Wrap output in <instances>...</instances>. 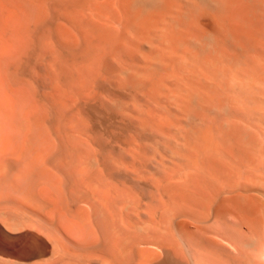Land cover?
Masks as SVG:
<instances>
[{
  "label": "bare ground",
  "instance_id": "1",
  "mask_svg": "<svg viewBox=\"0 0 264 264\" xmlns=\"http://www.w3.org/2000/svg\"><path fill=\"white\" fill-rule=\"evenodd\" d=\"M43 8L48 77L80 87L77 101L116 118L121 132L114 144L95 136L90 146L85 116L68 129L64 115L60 125L79 128L78 139L66 141L72 134L60 125L55 135L65 150L78 140L75 159L60 147L61 161L29 164L40 170L34 182L10 180L25 190L15 197L9 183L16 199L0 198V241L18 249L1 248L0 264H264V0H44ZM88 85L116 95L93 88L88 97ZM65 89L60 115L71 108Z\"/></svg>",
  "mask_w": 264,
  "mask_h": 264
},
{
  "label": "rangeland",
  "instance_id": "2",
  "mask_svg": "<svg viewBox=\"0 0 264 264\" xmlns=\"http://www.w3.org/2000/svg\"><path fill=\"white\" fill-rule=\"evenodd\" d=\"M28 1V2H27ZM0 0V50H2V52L0 51V111H3L1 112L0 114V135H3V136H0L1 139H0V146L3 142V137H5V134L9 137L5 138L4 140V145L0 147V193L3 192L1 200L2 199H5L7 198L8 194L9 196L10 195V189L8 188L10 185V180L11 182H13L12 178L13 179H17V183L15 181V183L19 186V184H23L26 185V181H28L29 177L33 178V179H29L31 180L30 182H34L35 178L37 177L38 179V175L40 173H38V171L40 170H35L37 169V167H35V162H38L37 165H39V163H45L46 166L48 165V163H46V161H50L52 159L56 160V162L58 161H61L62 157L64 156V153L61 152V153H58L62 150H65L66 148L63 147L64 145H61V144H64V143H61V141H59L60 139L63 141V138H60L59 140L56 139V135L57 136H62L63 137H66L70 134V139L67 138L66 141H69V142H72L73 140H75L76 138L78 139V136H74L75 134H77V131L80 132V127H83L82 128H86V129H82L83 132L86 131V132H82L84 135L83 136V139H89L87 142L86 140V143H90L91 140L97 136L102 142L105 141V143L107 144H114L117 142V139L120 137V133L121 130L119 128V126L117 125L116 121L117 119L115 120L113 118V116L109 115L108 113H103V112H100L98 111L96 108L94 109V107L90 104V102H88V104H85L86 106H83V104H80L78 100V92L76 91H79L78 89L80 87H77V89H74L76 85H74L73 89L74 91H70L69 90V86H61V83L57 82V81H53V80H50V78L48 77L47 75V72H46V69H45V37H46V31L43 30V27L45 29V18L44 17V13H43V16H42V13L43 12V7H44V0H43V6H42V0ZM14 2V3H13ZM41 4V5H40ZM36 6V7H35ZM39 8V9H38ZM38 9V10H37ZM38 11V13H37ZM30 12V13H29ZM24 13V14H23ZM35 13V14H34ZM37 13V14H36ZM41 14V15H40ZM34 15V16H33ZM33 17V18H31ZM36 17H40V18H36ZM7 18V19H6ZM24 18V19H22ZM3 19V21H2ZM38 21H37V20ZM6 22H5V21ZM18 20V21H17ZM20 20V21H19ZM22 20V21H21ZM24 20V21H23ZM36 22H35V21ZM5 24H4V23ZM33 22H34V25H33ZM8 24V25H6ZM31 25V26H30ZM4 26V27H3ZM6 26V27H5ZM34 26V27H33ZM24 27V28H23ZM7 28V29H6ZM26 28V29H25ZM28 28L30 29L28 31ZM33 28V29H32ZM1 29H4V30H1ZM25 30V31H24ZM39 30V31H38ZM2 31V32H1ZM5 31V32H4ZM21 31V32H20ZM23 32V33H22ZM30 32V33H29ZM14 33V34H13ZM29 35H27V34ZM11 35V36H10ZM16 35V36H15ZM19 35V36H18ZM27 35V36H26ZM36 35V36H35ZM10 36V40H9V37ZM14 36V37H13ZM19 37V38H17ZM16 38V39H15ZM3 41H5L3 43ZM7 41V42H6ZM10 42V43H9ZM7 43V44H6ZM8 45V46H7ZM11 45V46H10ZM16 45V47H15ZM5 47H9V49H6L5 50ZM15 48V49H14ZM14 49V50H13ZM5 50V51H4ZM10 50V51H9ZM7 51V52H6ZM6 52V53H5ZM15 52V53H14ZM10 54V55H9ZM20 55V56H19ZM26 55V56H25ZM15 56V57H14ZM22 56V57H21ZM18 58H20L18 60ZM27 58V59H26ZM29 59V60H28ZM14 60V61H12ZM28 61V62H27ZM17 62V63H16ZM10 63L12 64V66L10 65ZM14 64V65H13ZM6 65V66H5ZM8 66H11L9 67L8 69ZM16 67V68H15ZM15 68V69H14ZM14 69V70H13ZM17 71V72H16ZM4 72H6L5 74H3ZM13 72V73H12ZM19 73V74H18ZM18 74V75H17ZM16 75V76H15ZM5 79H4V78ZM27 81H26V80ZM12 80V81H11ZM16 81V82H15ZM26 82V83H25ZM18 83H22L24 85L21 84H18ZM91 86V88L89 87ZM23 87V88H22ZM54 87V88H53ZM56 87V88H55ZM71 87V85H70ZM22 88V89H21ZM49 88V90L47 89ZM53 88V89H52ZM61 88H67L65 90H67L69 93L71 92V94L68 93V98H67V101H71V104L68 102V105L70 104L71 105V108L69 110V106L67 107V112H65V114H61L59 113V111H61V113H64V110L62 111V109H64L63 105H62V102H63V90L61 91ZM95 89L94 93L95 94H100L101 91L103 93V96H108L110 97H113L114 95L116 94H113L116 93L112 88L109 89V87H106L104 88V92L103 90H101L100 88L96 87V86H92V85H88L87 87L85 86V88H83V93H86L85 95H87V93L89 94L88 97L92 94L94 95L92 89ZM108 88V89H107ZM11 89V90H10ZM14 89V90H13ZM17 89V90H16ZM20 89V90H19ZM50 89H52V92L50 91ZM56 89V90H55ZM88 91H87V90ZM90 89V90H89ZM93 89V90H94ZM8 90V91H7ZM45 90V91H44ZM55 90V91H54ZM71 90H72V87H71ZM10 91V92H9ZM23 91V92H22ZM47 91V92H46ZM92 91V93L90 92ZM97 91V92H96ZM107 91V92H106ZM21 92L23 94H21ZM76 92V94H75ZM109 92V93H108ZM34 93V94H33ZM45 93V94H44ZM101 93V95H102ZM74 94V95H73ZM106 94H109V95H106ZM9 95V96H8ZM61 95V96H60ZM72 95V96H71ZM91 95V96H92ZM53 96V97H52ZM77 96V97H76ZM26 97V98H25ZM36 97V98H35ZM41 97V98H40ZM44 97V98H43ZM52 97V98H51ZM73 98V99H72ZM19 99V100H18ZM31 99V100H30ZM47 99V100H46ZM33 100L34 103H32L31 101ZM74 100V102H73ZM43 101V102H42ZM19 102V103H18ZM23 102V103H22ZM15 103V104H14ZM26 103V104H25ZM60 103V104H59ZM75 103V104H74ZM77 103V104H76ZM25 106L23 107L22 106ZM50 104V105H49ZM37 105V106H36ZM41 105V106H40ZM82 105V106H81ZM36 106V107H35ZM53 106V107H52ZM78 106V107H77ZM3 107V108H2ZM5 107V108H4ZM11 107V108H10ZM43 109H42V108ZM63 107L61 110L60 108ZM74 107V108H72ZM2 108V109H1ZM55 108L58 110H56V112L58 113V115H56L55 113ZM76 109L77 112H75L74 110ZM79 109V110H78ZM11 110V111H10ZM30 110V112H29ZM35 110V111H34ZM53 111V112H52ZM73 111L76 113H74L73 115L71 114V112L73 113ZM96 113H95V112ZM21 112H22V115H21ZM33 112V113H32ZM43 112V113H41ZM80 112V113H79ZM98 112V113H97ZM8 113V114H7ZM29 113V114H28ZM51 113V114H50ZM70 114L68 116V121L70 122V120L73 121V119H75L74 124L76 122V120L78 122V126L81 125L80 121L83 122L84 118V124H82L81 126H79V128L77 129V127L75 128H71L72 131L68 132V129H70V126L74 125L73 122L71 121L70 124H69V128L66 129L67 126H61L60 123L61 121H65L67 117L66 115ZM78 113V115H77ZM26 114V115H25ZM31 114V115H30ZM81 114V115H79ZM90 114H91V117H90ZM7 115L9 116L8 117V120H7ZM25 115V116H23ZM38 117H37V116ZM42 115V116H40ZM60 115V116H59ZM65 115V116H64ZM6 116V117H5ZM72 116L74 118H72ZM80 117V119L78 117ZM85 116L83 119L82 117ZM57 117V118H56ZM59 117V118H58ZM63 119H62V118ZM65 117V118H64ZM76 117V118H75ZM19 118V119H18ZM37 118V119H36ZM58 120H56V119ZM78 118V119H77ZM108 118V119H107ZM22 119V120H21ZM51 119V120H50ZM4 120V121H3ZM5 120L7 122H5ZM12 120V121H11ZM54 120V121H53ZM56 120V122H55ZM29 121V122H27ZM42 121V122H41ZM60 121V122H59ZM62 121V123H63ZM68 121L66 120L65 122H67L66 124H68ZM89 121V122H88ZM9 122V123H8ZM24 122H27L24 123ZM52 122H53V125H52ZM58 122V123H57ZM6 123V124H5ZM55 123V124H54ZM61 123V124H62ZM72 123V125H71ZM87 123V124H86ZM110 123V124H109ZM5 124V125H3ZM15 124V125H14ZM27 125V126H24V125ZM50 124V125H49ZM65 124V123H64ZM62 124V125H64ZM76 124L74 126H76ZM18 125V126H17ZM52 125V126H51ZM55 125V126H54ZM61 126V130H64L66 129V132L65 130L62 131V135H59L56 131V129H58V126ZM100 125V126H99ZM114 128H112L113 126ZM13 126V127H12ZM27 127V128H25ZM57 127V128H55ZM73 127V126H72ZM111 127V128H110ZM5 128H7L5 130ZM20 130H19V129ZM25 128V129H24ZM33 128V129H32ZM42 129V131H39V129ZM28 129L27 131H25V134L24 133V130ZM40 129V130H41ZM55 129V130H54ZM60 129V128H59ZM76 131H75V130ZM90 129V130H89ZM92 129V130H91ZM4 130H5V134H4ZM15 130V131H14ZM18 130V131H17ZM35 130V132H34ZM96 130V131H95ZM34 134L37 133L35 136H33L34 134H32L33 132ZM41 133H39V132ZM119 131V132H117ZM32 132V133H31ZM54 132V133H53ZM64 132V133H63ZM78 132V133H79ZM14 133V134H13ZM17 133V134H16ZM51 133V134H50ZM65 133L67 135H65ZM70 133V134H69ZM86 133V134H85ZM89 133V134H88ZM94 133V134H93ZM103 133V135H102ZM115 133V134H114ZM22 134H23V137H22ZM48 134V135H47ZM54 134V135H53ZM109 134V136L111 137H107V135ZM117 134L116 137H113V135L115 136ZM10 135V136H9ZM86 135L87 137L89 136L90 138H86ZM35 137L34 138H30V137ZM44 136V137H43ZM46 136V137H45ZM76 137L75 139H73V137ZM93 136V137H92ZM106 136V137H105ZM22 137V138H21ZM43 137V138H42ZM52 137V138H51ZM13 138V139H12ZM21 138V139H20ZM28 138V139H27ZM42 138V139H40ZM73 140H72V139ZM109 138V139H108ZM10 139L8 142L6 140ZM53 141H52V140ZM55 139V140H54ZM66 139V138H64ZM15 142H13V141ZM21 140V141H20ZM23 140V141H22ZM34 140V142H33ZM38 140V141H37ZM104 140V141H103ZM108 142H107V141ZM114 140H116L114 142ZM11 141V142H10ZM17 141L19 142H23V147L21 148L22 146V143H18ZM37 141L38 142V145L37 146H34L33 144H35ZM56 141V142H55ZM65 141V140H64ZM63 141V142H64ZM77 141L76 142H73L72 144H74V146L77 144ZM13 142V144H11ZM48 142V144L46 145V143ZM50 142V143H49ZM60 144L58 147L56 144L58 143ZM7 143V144H6ZM52 143V144H51ZM66 143V142H65ZM5 144L7 145V149L5 148ZM9 144V145H8ZM11 144V145H10ZM16 144V145H15ZM21 144V145H20ZM37 144V143H36ZM35 144V145H36ZM72 144L68 143L66 144L65 146L67 147L68 145V149L65 150V153L69 154L70 151L71 153L75 150H71L73 146H71ZM91 144V143H90ZM89 144V145H90ZM13 145V146H12ZM28 145H33L31 146L29 149H28ZM53 145V146H52ZM9 146V147H8ZM51 146V147H50ZM71 146V147H70ZM91 146V145H90ZM27 147V148H26ZM45 147H46V151L45 153H42L44 150H45ZM62 148V150H56L55 149H58V148ZM34 148V149H33ZM65 148V149H64ZM16 149V150H15ZM21 149V150H20ZM51 149V150H50ZM70 149V150H69ZM13 150V151H12ZM28 150V151H27ZM69 150V152H68ZM21 151V152H20ZM38 151V152H37ZM16 152V153H15ZM29 154V157H28V154ZM37 152V153H36ZM47 152V153H46ZM54 155H53V153ZM16 155H15V154ZM24 153L26 154L24 156ZM76 153V152H75ZM44 154V156H42ZM74 154V153H72ZM15 157H14V156ZM33 155V156H32ZM35 155V156H34ZM41 155V157H40ZM53 155V156H52ZM61 156V158L59 157L58 161H57V157L58 156ZM71 154H69L70 156ZM11 156V157H10ZM18 159H17V157ZM23 156L25 157V159H23ZM27 156V157H26ZM57 156V157H56ZM69 156H65L67 158H69ZM72 159H75L74 157L76 155H71ZM14 157V158H13ZM32 157L36 160L33 162V159ZM40 157V158H39ZM42 161H41V160ZM64 160V159H63ZM53 161V160H52ZM50 161L49 164L51 165L53 162ZM52 162V163H51ZM2 163V164H1ZM15 163V164H14ZM21 163V164H20ZM27 167H24L26 164ZM55 163V162H54ZM11 164V165H10ZM29 164H33V167L35 169H29L28 166ZM44 164V165H45ZM18 165H22L20 166V170L18 169V171H14V167L17 169ZM44 165H41L38 167V169H42V167ZM49 165V166H50ZM48 166V167H49ZM30 167V166H29ZM7 168V170H6ZM25 169L27 171L23 172L22 169ZM28 168V169H27ZM31 168V167H30ZM13 171L10 173V170ZM9 170V171H8ZM31 170V171H30ZM4 171V172H2ZM7 171V172H6ZM34 171H36L35 175H34ZM55 171V170H53ZM51 170V172H53ZM57 172V171H55ZM54 172V173H55ZM17 173V174H16ZM60 173V172H59ZM59 173H55L54 176H56V174L58 176H61L59 175ZM6 174V175H5ZM15 174V175H14ZM8 175V176H7ZM9 175L11 178H9ZM13 175V176H12ZM17 175L22 177V180L23 182L25 181V183H19L18 184V179L17 178ZM23 175V176H22ZM25 175V176H24ZM35 176V177H34ZM5 177V178H4ZM4 178V179H3ZM28 178V179H26ZM2 179V180H1ZM5 180V181H4ZM9 180V181H8ZM21 180V182H22ZM8 181V182H7ZM5 182V183H4ZM7 183V184H6ZM14 183V182H13ZM13 183H10V184H13ZM29 183V182H28ZM43 183V182H41ZM5 184V185H3ZM16 184H13V188H12V192L11 194H14V196L16 197L18 194L15 193V191H19V193H23L25 189H22L21 191V187L18 188V186H15ZM8 185V186H7ZM40 186H42L40 183H39ZM38 186V187H40ZM6 187V188H5ZM18 190H16V188ZM26 187V186H25ZM9 189L7 192L4 193L5 189ZM15 188V190H14ZM24 188V187H22ZM20 193V194H21ZM18 194V196L20 197L21 195ZM1 195V194H0ZM5 196V198H4ZM8 198H11L9 197ZM15 197L11 198V199H16ZM2 248V250H1ZM18 249L17 246H13L12 244L10 243H6V242H3V241H0V250L2 252H5V251H12V250H16Z\"/></svg>",
  "mask_w": 264,
  "mask_h": 264
}]
</instances>
